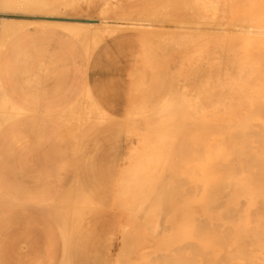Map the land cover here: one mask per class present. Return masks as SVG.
Returning <instances> with one entry per match:
<instances>
[{"label": "crops", "instance_id": "crops-1", "mask_svg": "<svg viewBox=\"0 0 264 264\" xmlns=\"http://www.w3.org/2000/svg\"><path fill=\"white\" fill-rule=\"evenodd\" d=\"M17 1L58 9L55 1ZM32 17L0 22L10 26L0 49V264H207L206 234L177 232L175 216L169 231L126 233V212L115 207L140 32L114 31L88 45L57 25L24 27L43 18Z\"/></svg>", "mask_w": 264, "mask_h": 264}, {"label": "rangeland", "instance_id": "rangeland-1", "mask_svg": "<svg viewBox=\"0 0 264 264\" xmlns=\"http://www.w3.org/2000/svg\"><path fill=\"white\" fill-rule=\"evenodd\" d=\"M50 1H55L56 4L58 5V9H55V10H36L35 12L32 9V12H31L30 11L31 8L30 9H24L25 6L17 7L16 5L15 6L12 5L14 7L9 6L8 8H6V7H2V6H4L2 4V5H0V16H1L0 21H2L3 18H9V19H12L13 21H18V20H22V19H26V18H35V17H32V15H57V16H59L58 18H60V17L61 18L75 17V18H80L81 20L96 19L98 21V25L95 24L94 25L95 28L92 27L90 33H88L89 31H86V36L85 35L83 37H82V35L77 36L76 34H74L71 31L78 39H80L83 42H86L88 45L93 44V42H94V39L92 37H90L91 35H93L91 33H93V32L94 33L95 32L101 33L102 32L99 30L101 27H103L102 26L103 22L101 20L104 18H110L109 20H110L111 24L112 23L115 24L117 20L122 21L125 18H128L127 20L125 19L124 22H129L130 24H133V25L137 24V23L139 24L141 22L143 23L145 19L149 18L148 19L149 21L144 22V23H145V25L146 24L151 25V27H150L151 30L152 29H154L156 31L159 30V31H162L161 33H163V31H164V33H168L169 31L173 32V30L175 31V33H176V31H179V33H180V31H182L183 33H185L183 36H185L186 38H188L190 35V34L187 35L188 32L193 33L192 36L193 35L195 36V34L200 35V36L197 35L198 37L195 36V37H197L195 39V41H194L195 37L194 36L191 37V38H193V40L191 38L190 39L192 41H194V42H192L189 40V38H188V40L186 38H183V36L180 35L182 32L180 34L178 33L182 37H179L178 35L175 36L176 34H174V32H173V34H174L173 35V34H171L172 33L171 32L170 33L171 38H168L167 36L170 35L169 33H168L169 35L165 36V34H160V32H159V34L156 31L153 32V30L151 32V30L149 28V29H147V31L149 30L148 32L154 36H153V39H152V36L148 37L149 43L147 40V43H148L147 44L143 40V38L145 37L144 39L146 41L147 36H149L148 35L149 33H147V31H144L146 28L141 27V26H138L139 28H137V26H134L135 27L134 29H137L140 32L141 44H140V54H139V58H138V63L136 65V69H135V73H134V92H133L132 100L133 99L134 100L136 99V100L135 101L133 100V104H132L130 114H129V117L127 120L128 140H129V155H128V159H127V162H126L124 169H126L127 166L132 162L131 160L134 161V162H132V164L135 163L136 157L138 158L139 157L138 155L141 154L143 151L144 146H143L141 141H142V137L144 135V134L142 135V133L145 131L144 128L145 129L147 128V130H148V129H150V127H152L154 130V131L151 130L153 134H154V132L157 133L159 130L158 133L161 132L162 134L160 133V135L165 137L164 139L166 141L165 140L164 141L159 140V141H162V142H159V141H157L158 139L156 140V144L158 143L159 146L163 145L164 148H162L160 151L163 150L164 154L162 152H160L157 147H156V149H157L156 153L157 154L161 153V156L162 155L166 156V153H167V157H166L167 159L165 157L160 158V154H159L158 155L159 158L157 157L158 161L156 158H153V160L152 159L149 160L150 162L149 161L146 162V166L148 168V169L146 168V172L151 173V174L153 173V175L155 176V179L153 177L154 180L151 179V181H150V183H153L154 186H153V184L151 186L150 183L148 182V184H146L145 187H142L141 190H144V188H146V190H144L145 194L142 193L143 191L142 192L140 191V188H135V191H137L136 189H139V192H140L139 195H137L139 193L138 191L136 193V196H137L136 198H138V199H136V202L134 201V199H135L134 196H133V198L131 197L133 199V201H131V202L135 203V204H133V205L128 204V206L126 204L122 205V207L126 206V210L121 207L124 211H126V220H125V224L123 227V232H126V233L127 232H152V231L156 232L157 230L159 231V229H160V231H169L167 226L166 227H164V226L168 222L167 220L169 219V217L171 218L172 216H175L176 222H177V224H176V228H177L176 231L177 232L196 233L195 230L198 227V223L199 224L203 223L202 224V225H204L203 226L204 228L202 227L203 230L198 231L197 233L202 232V234H206V235H204V238H207V240H205L204 242L202 241V243H205V242L206 243H205V245L202 246V249H204V250L201 253L204 254L203 257H205V253H207V259H208L207 264H264V220H263L264 219V214H263L264 213V194H263L264 193V180H263L264 179V175H263L264 174V164H262V166L261 165L260 166L255 165V163H257V162H255L256 160L254 161L255 156H254V159L252 157V155L254 154L255 151L257 153H259L260 151L258 152V150H262L261 149L262 147L260 145L263 144L262 142L264 140V139L263 140L260 139L263 135V134L261 135L260 133L262 132V130L264 131V125H263L264 124V105H261L264 103V43L263 42L259 43L260 41H258V42L256 41L257 36H260V34H257L256 31L263 30V28H264V26H263L264 25L263 24L264 23V18H263V16H264V11H263L264 10L263 9L264 8V0H212L211 3H207L208 2L207 1L206 2L207 4L204 2L206 0H204V1L203 0H177V1L176 0H49V2ZM62 1H64V2H62ZM168 1H171V2H169V5H168ZM189 1L192 3V5H191V3H189V5H188L187 2H189ZM256 1H258V2L256 3ZM61 2H62V4L60 5ZM164 2L167 4L164 5L163 4ZM157 3H160V4H158L160 6H158ZM161 5L165 6V8H166L165 11L161 10L163 8V7H161ZM167 5L169 6V9H168ZM106 7L110 8V10H111L110 12H112V10L116 11V12H112L109 15H107L108 17H105L106 15H104L103 12H104V9ZM129 7H130V10H128ZM170 7H171V9H170ZM156 8H158V9H156ZM159 8L161 11L159 10ZM155 9H156V11H155ZM167 10L171 11V12H168ZM260 10H262V11H260ZM150 11H151V13H150ZM154 11L155 12L158 11L157 13H159V14L155 13ZM145 12H147V13H145ZM190 12H192V13H190ZM251 12H253L255 14L251 15L252 14ZM260 12L261 13L263 12V13L261 14ZM137 13H138V15H137ZM169 13H171V15ZM131 14H133V15L135 14L137 16L135 17V16H132ZM165 14L168 17H166ZM184 14L186 17H184ZM256 14L258 15L259 18L257 17ZM139 15H142V16L138 17ZM157 15H158V17H157ZM159 15H161V16L163 15V16L159 17ZM189 15L190 16L193 15L194 17L190 18ZM57 16H55V17H57ZM200 16H201V18H199ZM121 17H122V20L118 19ZM134 17L138 18V19H136L137 22L136 21L134 22V20H135ZM143 17H144V20H142ZM151 17H154V20L150 19ZM156 17H157V19H156ZM164 17H166V18H164ZM187 17H189V18H187ZM36 18H38V17H36ZM168 18H169V20H168ZM185 18L188 20V22L187 21L185 22V20H186ZM197 18H199V19H197ZM114 19L115 20L117 19V20L114 21ZM163 19H165V20H163ZM206 19L207 20L209 19L208 20L209 22ZM151 20H152V23L150 22ZM162 20L165 24L163 22H161ZM189 20H191V21L193 20L192 23H189ZM202 20L207 21L209 24L206 22H203ZM100 21L102 23H100ZM139 21H141V22H139ZM157 21H159V22L157 23ZM155 22H156V24H155ZM176 23H178L179 27ZM186 23H188V25ZM204 24H206V25H204ZM210 24H211V26H210ZM45 25H49V24H45ZM157 25L160 28H158ZM222 25H224V26L222 27ZM112 26L115 27V25H112ZM152 26H154V27L152 28ZM165 26H166L167 30H166ZM140 27L144 28V29H141ZM171 27H173V29ZM183 27H184V30H186L187 32L183 30ZM195 27H196L195 30H198V28L201 29V27H202L201 30H198L200 33L198 31H196V33H194L195 30L193 29L194 30L193 31L192 28H195ZM131 28H133V27H131ZM175 28H177V29H175ZM188 28H190V30ZM203 28L204 29L205 28L210 29L209 30L210 32H211V29L214 28V30L212 31V33L208 32V30H207V34L208 33H210V34H208V36L205 37L206 29L204 31ZM115 29H116V30H114L115 32L119 31V30H123V28L120 29L118 27H116ZM125 29H130V27H128V28L124 27V30ZM221 29H223L224 31ZM141 30H143V32ZM218 30H220V31L217 33L216 31H218ZM226 30H229V31H226ZM249 30H251L252 32H247ZM166 31H168V32H166ZM201 31L203 33H201ZM214 32L217 35L213 34ZM222 32H224V33H222ZM202 34H204V35H202ZM106 35L107 34H105V36ZM159 35H160V38L158 37ZM161 35H164V36H161ZM87 36H88L89 40H87ZM173 36H175V37H173ZM102 37H104V35ZM172 37H173V39H172ZM176 37L177 38L179 37L180 41L184 44L179 42L178 39H177L178 42L176 40H174V38L176 39ZM200 37L201 38L203 37V39L201 40ZM156 38H158L157 41H156ZM164 38H167V39H164ZM182 38H183V41H182ZM154 39L156 42H154ZM169 39H171V40L169 41ZM184 39H186V40H184ZM150 41H152V42H150ZM158 41H159V43H158ZM185 41H186V43H185ZM199 41H201L202 44L204 41L205 42L204 45L202 46L201 43L195 44V42H199ZM6 42H7V40L4 42V44ZM88 42H90V43H88ZM189 42L191 43L190 44L191 47H189V45H188ZM176 43H177V46H176ZM158 44H160V45L158 46ZM145 45H146V47H145ZM154 45H155V47H154ZM261 45H263L262 48H259ZM187 46H188V48H186ZM163 47H164V49H163ZM174 49H176V50H174ZM156 50H157V52H156ZM163 50H165V51H163ZM193 52H195L196 56L194 55ZM190 53H192V55ZM188 54H189V56H188ZM190 55L192 56V60H190L191 59ZM170 56H172V57H170ZM153 57H154V59H153ZM159 57H160V59H159ZM194 57H195V59H194ZM161 58H162V60H161ZM171 60H174V61H171ZM187 60H189L190 62L186 66V63L188 62ZM169 61L171 62L170 64H169ZM191 61H192V63H191ZM193 61H195L194 62L195 64L193 63ZM162 62H164V63H162ZM149 63L152 64L151 65L152 68L150 67ZM139 66H140V68L137 71V68ZM194 67H195V69H194ZM190 68H192V69H190ZM218 68H220V69L218 70ZM183 69L186 70L187 72H184ZM189 69L191 72L189 71ZM204 70H206V71L204 72ZM207 71H208V74H207ZM139 72H142L143 74L146 73V74L142 75V73L140 74ZM217 72H219V73H217ZM196 74H197V77L199 79V80H197V83L199 82V84H197L196 81H194L195 79H197V77H195ZM198 74H200V76ZM141 75H142V77L143 76L144 77L143 78L139 77ZM218 75H220V76L222 75V76L219 77ZM157 77H158V82L156 79ZM190 77L192 80L189 79ZM209 77H211V78H209ZM136 78L138 81L136 80ZM138 78L139 79L141 78L142 80L145 79L144 81H146V87H148L147 90H146L145 86H143V85L137 84V86H136V81H137V83H139V81H140ZM148 78H149V80H148ZM187 79L192 81L193 84L190 85L191 83ZM142 80L140 81V83L144 82ZM203 80H205V81H203ZM154 81H155V83H154ZM185 81L189 82V85H190L189 87H191L193 90L188 88L187 82H186V85H184L185 88L184 87H182L183 89L181 88V86H183L182 84H184ZM156 83H158V84L163 83V84L159 85L160 88H163L162 91L159 88L158 84L156 85ZM194 83H196V84H194ZM147 84H148V86H147ZM138 85H140V86L138 87ZM193 85H196V86H194V88H193L192 87ZM212 85H214V86L212 87ZM142 86H143V88H145L143 92H141V90L143 89ZM140 87L142 89H139ZM135 88L139 89L140 91L137 89L135 91ZM156 88H159V89L156 90ZM186 90H188L190 93L195 94V95L193 94L194 96H192L190 98L191 100L189 99V97L191 95ZM195 90H196V92H195ZM137 91H139V92H137ZM140 92L142 93L141 95H140ZM146 92H147V94H146ZM187 92H188V94H187ZM138 93H139V96H138ZM183 93L185 95H187L188 98L185 95H182ZM134 96L137 98H134ZM153 96H156V97L153 98ZM161 96L163 99H161ZM166 97H168V98H166ZM156 98H157L158 102H155ZM164 98L166 101L167 100L173 101V103L174 104L176 103V105L182 99L181 100L182 104H183L182 106H184L183 110L185 111V112H183V114H186V113L187 114L183 116V114L178 113L177 111L176 112L178 114H181V116L184 118H181L180 116H178L179 118L177 117V119H174L171 116L172 113H170V115H169V116H171V118L168 116L167 113H164L161 117V115H159L158 113H155V112H157V109H156L157 106L159 107V104L161 105V101L163 102ZM171 98H173V99H171ZM192 98H194V99H192ZM159 99H161V101ZM146 100H147V102H146ZM192 102H193V104H192ZM257 102L259 104H257ZM150 103H152V104H150ZM248 103H251V104H248ZM190 105H192V106L189 107ZM153 106H155V108ZM186 106H188V108ZM194 106L195 107L197 106L198 108L197 107L196 108L199 109L200 111L199 110L197 111V109H194ZM200 106H201V109H200ZM137 107H139V108L141 107L140 109L143 112H141L139 110V108H137ZM176 107H179V106H176ZM147 108L148 109L150 108L149 110L152 113H150L149 110L147 111ZM177 109H179V108H177ZM180 110H181V108H180ZM189 112L190 113L192 112V113L189 114ZM154 114H158V117H157V115H154ZM165 114H167V117L169 120L166 118ZM150 115L153 116L151 118L152 121L150 120V117H151ZM145 116H147V117H145ZM163 116H164V118H163ZM140 118L142 119V121L140 120ZM158 118H161V120ZM165 118H166V120H165ZM234 118H236L237 120H233ZM148 119L150 120L151 123L149 122ZM181 119H183L184 124L182 123ZM186 121L189 122V124L191 123V126H193V128ZM138 122H141V124ZM144 122H146V124ZM177 122H179L180 124ZM156 123H158V124H156ZM161 123H162V125H160ZM163 124L165 125V127H164L165 129L164 128L162 129V127L164 126ZM178 124H179V129L177 128L178 130H175L176 129L175 127H178ZM154 125H156V129H154L155 128ZM157 125H158L159 129H157ZM173 125H175V126H173ZM185 125H187V127ZM260 125H261V129H260V127L258 128V126H260ZM245 126H247V127H245ZM166 127H167V129H166ZM183 128H186V129L184 130ZM194 128H195V130H194ZM187 129H189V130H187ZM197 129L200 132L197 131ZM141 130H143V132ZM162 130H164V132L167 134L165 135V133H163ZM239 130L244 131V133L249 132L250 130H251V132L247 133V134H244L242 132L244 135H239V134H241ZM257 130L261 131V132H258L260 134L259 135L260 138L258 137V134L255 133V131H257ZM188 131H189V133H188ZM235 132H236V134L239 133L237 135V137L234 134ZM156 133L154 135L152 134L153 139L154 138L156 139V136H155ZM176 134H178V135L176 136ZM231 134L234 135V138L235 137L238 138V140L235 138L236 141L233 140V142L230 143V141H232V139H230L232 136ZM191 136H193L194 138L192 137V139H190ZM238 136H241V137L244 136V138L241 139ZM256 137L259 140H257ZM175 138H177V139H175ZM199 138H200V140H199ZM168 139H169V141H168ZM182 139L184 142H182ZM176 140L177 141L180 140V141L177 142ZM187 140L188 141L192 140L191 141L192 143L188 142ZM167 141L169 143L171 142L170 144L172 146L166 144V143H168ZM196 141H199L201 143V145L198 144L199 142H196ZM163 143L166 144V146H164ZM189 143L191 144V146ZM228 143H229V145H231V144L232 145L229 146ZM174 145H176L177 147ZM186 145L188 146V148ZM167 146L170 147V149L169 148L167 149ZM263 146H264V144H263ZM173 147H174V150H171ZM250 147H251V149H253L254 147L256 149H257V147L258 148L261 147V148L258 150L253 149V151H252V150H250ZM185 148H187V149H185ZM164 149L167 151L165 152ZM189 149L192 150V153L190 152L191 150H189ZM245 149H248V150H245ZM176 150H177V152H180V153H178L177 155L174 154V156H176L178 158L180 157V158L178 159V158L174 157V159L176 158V159H178V161L183 159V161L181 160L182 162L180 161V163L178 161L172 160L173 153H177ZM185 150L187 152L189 150L190 153L188 154L187 152H185ZM263 150L261 151L262 153H264ZM147 151L148 150H144V153L141 155H144V154L147 155L148 154ZM171 151H173V153H171ZM248 151L253 152V154L247 153ZM181 152H182V154H181ZM241 152L242 153L246 152L245 154H249V155H243ZM131 153H132V155H131ZM183 153L186 154L185 156H183L185 159L183 157H181L182 155H184ZM238 153H240V154L238 155ZM179 154H181V155L179 156ZM201 154H203L202 155L203 157L200 156ZM241 154L243 157L242 160L245 159L247 156L248 157L250 156V157H252V161H254L255 163H253L251 161V163H253V164H251L250 163L251 158L249 157L250 160H248V158H247L248 161H245V162L242 161L244 163V164L242 163L244 165V167L241 166L242 164H240V162L238 160H236L238 157H241L240 156ZM169 155H172V157ZM254 155H259V154H254ZM155 156H157V155H155ZM186 156H188V158ZM244 156H245V158H244ZM145 157H147V156H145ZM191 157H192V159H191ZM259 157H260V155L257 158L258 162L264 163L263 161H259L260 159H264V158H259ZM261 157H264V155L263 156L261 155ZM162 158H163V160H162ZM164 158L167 161H164ZM193 158H195V159H193ZM198 158H200V159H198ZM154 159H156V160H154ZM187 159H189V162L187 161ZM233 159H234V161H233ZM160 160H162L161 162H163V161L165 162V163L164 162L162 163V166H161ZM170 160H172V161H170ZM184 160H186L187 163L184 162ZM230 160H231L232 165L235 164L234 162H236V163L239 162L238 165H240L239 167H242V168L239 169V167H238V169L235 170L234 168H237V166L235 167L233 165V168H230L229 170L227 168H225L224 170H219V171L216 170L215 166L217 164H220L219 161H221V164H222V162L230 161ZM152 161H153V163H152ZM195 162H196V164H195ZM148 163L151 166L150 169L148 167ZM171 163H173L174 166L172 164L171 168H170ZM177 163H179V165H178V167L176 166L177 168H175V165H177ZM183 163L186 164L185 168H183V170L185 169L184 171L182 170L183 166H181V164H183ZM199 163H200V165H199ZM225 163H227V162H225ZM228 163H230V162H228ZM155 164H157V165H155ZM156 168L157 169L159 168V169L157 170ZM165 168H167V169H165ZM168 168H170V169H168ZM179 168H181V169H179ZM197 168L201 169V174L199 171L200 169H197ZM171 169L178 170L177 172L179 174L175 175V174H177L176 170H175V173H173V175H175L176 177H174L170 171ZM159 170H160V172H158ZM163 170L169 173L168 174V173L164 172L165 174H167V177L169 175L168 178L165 177V178H167L165 181L163 180L165 178H162V176L164 174ZM174 170H173V172H174ZM181 170H182V172H181ZM157 173H158V175L159 174L160 175L156 176ZM187 173H189V174L187 175ZM253 174H254V176H253ZM153 175H151V176H153ZM182 175H184V176H182ZM171 176L174 178V180H175V178L180 179L179 183L180 182L182 183L183 181H185L184 179H186V178L187 179L189 178V180H190V176H191L192 177L191 179L193 180V182L195 181L194 184H196V185L198 184L199 186H201V188H198V185L196 187V185H193L192 181H191L192 183L189 184L188 183L189 180L187 181V179H186V181L184 182L185 184H182L181 189L183 188L185 190L186 187H184V185L188 186L189 190L187 189L188 192L186 190L187 194L190 191V185L191 184L193 185V187L195 186V188H198V190H200V189L201 190L198 191L196 189L197 190L196 191L195 188H192V186H191V192L193 190V192H192L193 194H191V192H190V194L193 196L188 194L189 198L186 199V198H184V197H186V193H185V195L182 198H180V199L184 198L185 201L184 200H182V201L178 200L180 203L177 201V203L175 205L174 204L172 205V203H170L171 201L169 199H167V197H172V195H173V197L174 196L176 197V195L181 197L179 195L180 190H181L179 188V185H181V183L180 184L178 183L179 185L178 184L176 185L175 183L172 184L171 181L169 180V178ZM177 176H179L180 178ZM195 176H196V179H194ZM161 178H162V180H161ZM173 178L171 180H173ZM178 179H177V181H174V182L177 183ZM254 180H256V182ZM153 181H155V182H153ZM159 181L161 182V185L159 184L160 183ZM163 181L165 182V185H162V183H164ZM166 181H168V182L170 181V184H168ZM155 184H158V186H156ZM174 184L176 185L175 188H173ZM228 184H229V186H228ZM170 185L173 188L172 190H174L173 191L174 194H173L172 190H170L171 188L168 187ZM204 185L206 186L207 189L205 188ZM150 186H151V188H150ZM164 186H167V188H168V189L166 188V192H165V197L167 200L165 199L162 203L161 197L162 196L164 197V194H160V193L156 192L155 190H156V188H159V187L161 189ZM148 187L150 188V190ZM176 187L178 188L177 189L178 192L176 190ZM154 188H155V190H154ZM243 188H244V190H243ZM256 190H258V191H256ZM152 192H155L156 194L152 193ZM176 192H177V194H176ZM181 192H183V190ZM146 193L149 196H147ZM151 193L154 197L150 195ZM166 193L169 194V196H166L167 195ZM256 193H258V194L260 193V195H258ZM195 194H197V195H195ZM201 194H203V195L205 194L204 195L205 197H203V195H201ZM216 194H217V197H216ZM156 195H158V197H160V198L158 199V197ZM244 195H246L248 198L246 196H245L246 198H243ZM261 195H263V196H261ZM150 196L153 197L155 199V201ZM214 196L217 198L216 200H219V198H221L222 200L220 199L221 201L219 200L220 201L219 203L216 201L212 202V200H210V199L215 198ZM143 197H146V198H143ZM179 197H178V199H179ZM224 197L227 198L226 199L227 201L224 200L225 199ZM236 197H239V198L235 199ZM251 197H254V198L251 199ZM259 197H262V199ZM148 198H149V200H148ZM240 198H243V199L240 200ZM255 198H257L258 200ZM142 199H143V203L141 201ZM254 199H255V205L253 204ZM137 200L140 201L141 204L140 205L138 204V205L141 207H138V205L136 206ZM196 200H198V201H196ZM242 200H244V201H242ZM256 200L258 201L257 204H256V202H257ZM129 201H130V199H129ZM165 202L167 203V206L169 205L168 207L166 206V204H164ZM147 203L149 204V206ZM183 204L188 206L189 211L186 214L184 213V214L178 215L179 208L186 207ZM209 204H210V206L208 207ZM230 205H232V206L230 207ZM155 206H158V207L155 208ZM216 206H217V208H216ZM254 206H258L259 209H258V207L255 208ZM133 207H135V210H133L134 212L133 213L128 212L130 209L131 210L134 209ZM137 207H138V209H140V210L142 209V210L141 211L138 210ZM146 207H147V211H146ZM166 207H167L168 212H166ZM212 207H214V208H212ZM188 208H187V210H188ZM224 208H226L227 210ZM127 209H129V210L127 211ZM148 209H150L149 212H148ZM153 209H155L156 212ZM240 209L242 210V213H241ZM251 209H252V211H249ZM211 210L215 212L214 215H213L214 212L212 213ZM239 210H240V213L243 214V216L239 213ZM135 211H136L135 216H138V217H136L134 219L138 220L139 221L138 223H137V221L133 220L132 216L129 217L130 215H133L135 213ZM139 212H141V215ZM196 212L197 213L199 212L200 214L199 213L197 214ZM216 212H217V214H216ZM234 212H236V214ZM261 212H263L262 215H260ZM129 213H131V214H129ZM143 213H144V215H143ZM152 213H153V215H152ZM156 213H158L157 214L158 218L160 217L161 221L157 219ZM146 214H147V216H146ZM149 215L152 217H150ZM230 215H232V217ZM233 215H235V216H233ZM196 216L199 218L203 217L205 219L202 220V218H200L202 221H199L200 219L197 218ZM252 216H253V218H252ZM261 216H262V218H261ZM153 217H155V218H153ZM240 217H241V220H240ZM162 218L164 221L162 220ZM148 219H150L149 222H148ZM232 219H233V222H232ZM156 221L158 223L159 222L160 223L157 224V223H155ZM141 222H143V223H141ZM144 222H146V224ZM131 223H133V226L136 228L133 229V226L131 225ZM135 223L138 225L136 226ZM152 223H154V224H152ZM210 224H211V226H210ZM147 225H148V227H147ZM157 225H159V226L157 227ZM231 226L234 230L231 228ZM254 226H258V229H257V227L255 228ZM144 227L145 228L147 227V228L145 229ZM127 228L129 229V231L127 230ZM156 228H158V229H156ZM210 228L211 229L213 228V229L211 230ZM143 229H145V230H143ZM242 229H243V231H245V229H246L247 232L249 230V232L248 233L243 232ZM216 232L220 236H218L216 234ZM260 233H262V234H260ZM259 239H260V241H259ZM223 243H225V244H223ZM252 246H253V248H252ZM220 254H222L221 257H220ZM203 257L201 256V258H203ZM244 258H246V259H244ZM200 262L203 263V261H200Z\"/></svg>", "mask_w": 264, "mask_h": 264}, {"label": "bare ground", "instance_id": "bare-ground-1", "mask_svg": "<svg viewBox=\"0 0 264 264\" xmlns=\"http://www.w3.org/2000/svg\"><path fill=\"white\" fill-rule=\"evenodd\" d=\"M176 1H177V0H176ZM203 1H204V0H203ZM207 1H208V2H207ZM156 2H157V1H156ZM165 2H166V1H165ZM165 2L163 3L164 5L167 4V3H165ZM169 2H171V1H168V5H169ZM204 2H205V3H206V2H207V3H211L212 0H206V1H204ZM257 2H258V1H256V3H257ZM2 3H5L6 8H8L9 6H10V7H14L15 5H16L17 7H19V6H21V7L25 6L24 9H30V8H31V6H29V5H27V4H23V3H21V2H19V1H17V0H2ZM185 3H186V2H185ZM187 3H188V5H189V3H191V2L189 1V2H187ZM187 3H186V4H187ZM207 3H206V4H207ZM254 3H255V2H254ZM70 4H71V3H70ZM158 4H160V3H157V5H158ZM163 4H162V5H163ZM12 5H14V6H12ZM162 5H161V7H163V8H162L161 10H162V11H165L166 8H165V6H162ZM168 5H167V6H168ZM191 5H192V3H191ZM191 5H190V6H191ZM203 5H204V4H203ZM158 6H160V5H158ZM158 6H157V7H158ZM190 6H189V7H190ZM261 6H262V5H261ZM186 7H187V6H186ZM192 7H193V6H192ZM123 8H124V7H123ZM127 8H128V7H127ZM193 8H194V7H193ZM259 8H260V7H259ZM20 9H21V8H20ZM22 9H23V8H22ZM32 9H33L34 12L37 10V9L31 8V10H30L31 12H32ZM156 9H158V8H156ZM156 9H155V11H156ZM168 9H169V6H168ZM170 9H171V7H170ZM261 9H262V8H261ZM263 9H264V8H263ZM39 10H40V9H39ZM122 10H123V9H122ZM122 10H121V11H122ZM128 10H130V7H129ZM159 10H160V8H159ZM161 10H160V11H161ZM191 10H192V9H191ZM110 11H111V10H109V7H106V8L104 9V12H103V13H104V15H106L105 17H108L107 15H109V14L112 13V12H116V11H113V10H112V12H110ZM131 11H132V10H131ZM155 11H154V12H155ZM160 11H159V12H160ZM167 11H168V10H167ZM260 11H262V10H260ZM263 11H264V10H263ZM157 12H158V11H157ZM157 12H155V13H157ZM168 12H171V11H168ZM192 12H193V11H192ZM192 12H190V13H192ZM207 12H208V11H207ZM258 12H259V11H258ZM124 13H125V12H124ZM133 13H134V12H133ZM145 13H147V12H145ZM150 13H151V11H150ZM155 13H154V14H155ZM251 13H252L251 15L255 14V13H253V12H251ZM260 13H261V12H260ZM260 13H259V14H260ZM262 13H263V12H262ZM262 13H261V14H262ZM126 14H127V13H126ZM157 14H159V13H157ZM169 14L171 15V13H169ZM188 14H189V13H188ZM247 14H248V13H247ZM249 14H250V13H249ZM127 15H128V14H127ZM131 15L136 17V16L138 15V13H137V15H135V14H134V15L131 14ZM146 15H147V14H146ZM165 15H166V14H165ZM256 15H257V14H256ZM120 16H121V15H120ZM141 16H142V15H139L138 17H141ZM152 16H153V15H152ZM155 16H156V15H155ZM155 16H154V17H155ZM162 16H163V15H162ZM162 16L159 15V17H162ZM189 16H190V15H189ZM204 16H205V15H204ZM206 16H207V15H206ZM41 17H43V18H42V19H39V18H38V20L27 21V23L24 24V27H29V26L34 25V24H42V23H43V24H53V25H58V26L62 27L63 29L65 28V29H67V30H70V31H72L73 33H75L77 36L82 35V37H83L84 35L86 36V31H89L88 33H90L91 28L94 27L95 24H97V23H94V22H87V23H85V22H70V21H63V20L60 21V20L55 19V18H58V17L52 16V15H41ZM128 17H129V16H128ZM135 17H134L135 20L133 19L134 22L136 21V19H138V18H135ZM154 17H151L150 19L154 20ZM157 17H158V15H157ZM157 17H156V19H157ZM166 17H168V16L166 15ZM166 17H164V18H166ZM184 17H186L185 14H184ZM191 17H194V16L192 15V16H190V18H191ZM257 17H258V15H257ZM257 17H256V18H257ZM130 18H131V17H130ZM130 18H129V19H130ZM187 18H189V17H187ZM199 18H201V16H200ZM199 18H197V19H199ZM202 18H203V17H202ZM258 18H259V17H258ZM263 18H264V16H263ZM109 19H110V18H104V19L101 20V21L103 22V24H102L103 27H101L100 30H99V31H102L101 33H99V32H98V33H97V32H95V33H94V32L91 33V34H93V35H91L90 37H92V38L94 39V43L97 44L98 42H100V41L102 40V38H103V37H102L103 35L105 36V34H107V35L111 34L114 30H116V29H115L116 27H118V28H120V29L123 28V30H124V27H125V28H128V27H130V28H131V27L135 28L134 26H137V28H139L138 26H141V27L146 28L144 31H147V29H149V28L151 27V25H149V24H146V25H145L144 22L149 21V20H148L149 18H148V19H145V20H146V21H145V20H144V17H143V19H142V20H144L143 23L141 22V21H142V20H141V21H139V22H141V23H139V24L137 23V24H134V25H133V24H130L129 22H124V20H125V19L127 20L128 18H125L124 20H122V17H121V18H118V19H121L122 21H118L117 19H116V20H117V21H116V20L114 19V21H116L115 24H113V23L111 24V22H110ZM131 19H132V18H131ZM140 19H141V18H140ZM140 19H139V20H140ZM156 19H155V20H156ZM160 19H161V18H160ZM170 19H171V18H170ZM185 19H186V18H185ZM185 19H184V20H185ZM204 19H205V18H204ZM3 20H4V19H3ZM27 20H28V19H27ZM133 20H132V21H133ZM152 20L150 21L151 23H152ZM163 20H165V19H163ZM163 20H162L161 22H163ZM168 20H169V18H168ZM193 20H194V19H193ZM193 20H192V21H193ZM195 20H196V19H195ZM206 20H207V19H206ZM208 20H209V19H208ZM208 20H207V21H208ZM25 21H26V20H25ZM101 21H100V23H102ZM128 21H129V20H128ZM132 21H131V22H132ZM186 21L188 22L187 19L185 20V22H186ZM192 21L189 20V23H192ZM202 21H203V20H202ZM207 21H203V22L208 23L209 21H208V22H207ZM235 21H236V20H235ZM0 22H1V21H0ZM136 22H137V21H136ZM158 22H159V21H157V23H158ZM165 22H166V21H165ZM194 22H195V21H194ZM197 22H198V21H197ZM151 23H150V24H151ZM163 23H164V22H163ZM200 23H201V22H200ZM210 23H211V22H210ZM155 24H156V22H155ZM155 24H154V25H155ZM164 24H165V23H164ZM171 24H172V23H171ZM176 24L178 25V23H176ZM184 24H185V23H184ZM186 24L188 25V23H186ZM197 24H198V23H197ZM208 24H209V23H208ZM208 24H207V25H208ZM263 24H264V23H263ZM112 25H115V27L112 26ZM162 25H163V24H162ZM162 25H161V26H162ZM191 25H192V24H191ZM198 25H199V24H198ZM204 25H206V24H204ZM155 26H156V25H155ZM157 26H158V25H157ZM193 26H194V25H193ZM210 26H211V24H210ZM213 26H214V25H213ZM223 26H224V25H222V27H223ZM263 26H264V25H263ZM141 27H140V28H141ZM153 27H154V26H152V28H153ZM178 27H179V25H178ZM186 27H187V26H186ZM216 27H217V26H216ZM220 27H221V26H220ZM94 28H95V27H94ZM98 28H99V27H98ZM144 28H141V29H144ZM155 28H156V27H155ZM158 28H160V27L158 26ZM163 28H164V27H163ZM165 28H166V26H165ZM165 28H164V29H165ZM171 28L173 29V27H171ZM181 28H182V27H181ZM190 28H191V27H190ZM190 28H188V29L190 30ZM9 29H10L9 23L2 22V24H1V26H0V31H1V36H2V44H1L0 49H2V47H3V45H4V44H3V37L5 36L6 32L9 31ZM156 29H157V28H156ZM161 29H162V28H161ZM161 29H160V30H161ZM175 29H177V28H175ZM193 29L195 30L196 27H195V28H192V30H193ZM201 29H202V27H201ZM201 29L198 28V30H201ZM205 29H206V35H205V37L208 36V34L212 33V31L214 30V28H213V29H211V32H210V31H209L210 29H208V28H205ZM205 29L203 28L204 31H205ZM125 30H126V29H125ZM150 30H151V28H150ZM152 30H153V32L156 31V30H154V29H152ZM152 30H151V32H152ZM157 30H158V29H157ZM162 30H163V29H162ZM166 30H167V28H166ZM183 30H184V27H183ZM194 30H193V31H194ZM198 30H195L194 33H196V31H198ZM207 30H208V32H210V33L207 34ZM221 30H223V29H221ZM119 31H120V30H119ZM141 31L143 32V30H141ZM148 31H149V30H148ZM148 31H147V33H149ZM184 31H186V30H184ZM219 31H220V30H218V31H216V32L218 33ZM223 31H224V30H223ZM226 31H229V30H226ZM84 32H85V33H84ZM156 32H158V34H159V32H160V34H165V36H167V35H169L172 31H171V32H170V31H169V32L166 31V32H168L169 34H168V33H164V31H163V33H161L162 31H159V30L156 31ZM156 32H155V33H156ZM173 32H174V34H176L175 36L178 35L179 37H182V36L185 34V33H183L182 31H180V33L182 32L183 34H182V33L180 34L179 31H176V33H175V31L173 30ZM173 32H172L171 34H173ZM186 32H187V31H186ZM191 32H192V31H191ZM198 32H199V31H198ZM239 32H240V31H239ZM247 32H252V31L249 30V31H247ZM144 33H145V32H144ZM147 33H146V34H147ZM155 33H154V34H155ZM178 33H179L180 35H182V36H180ZM199 33H200V32H199ZM201 33H203V32L201 31ZM222 33H224V32H222ZM232 33H233V32H232ZM256 33H257V34H260V36H257L256 41H257V42L260 41L259 43H262V42L264 43V28H263V30L256 31ZM171 34H170L169 36H167V37H168V38H171ZM174 34H173V35H174ZM186 34H187V33H186ZM189 34H190L191 36H190ZM192 34H193V33H189V32H188V34H187V35H189L188 38H189L190 41L193 40V38H191V37H193L194 35L192 36ZM213 34L217 35L215 32H214ZM213 34H212V35H213ZM88 35H89V34H88ZM144 35H145V34H144ZM148 35H149V36H147L146 41H145V39H144L145 37L143 38L144 42H146V43H147V40L149 39L148 37L152 36V39H153V36H154V35H152V34H150V33H149ZM197 35H199V34H195V36H197ZM202 35H204V34H202ZM218 35H219V34H218ZM161 36H164V35H161ZM175 36H173V37H175ZM195 36H194V37H195ZM199 36H200V35H199ZM158 37L160 38V35H159ZM173 37H172V39H173ZM179 37H178V38L176 37V39L174 38V40L177 41V39H178V41L181 42L180 39H179ZM197 37H198V36H197ZM197 37L194 38V41H195V39H196ZM183 38H186V37L183 36ZM183 38H182V41H183ZM188 38H186V39L188 40ZM190 38H191L192 40H191ZM200 38H201V37H200ZM152 39H151V40H152ZM157 39H158V38H156V41H157ZM164 39H167V38H164ZM186 39H184V40H186ZM202 39H203V37L201 38V40H202ZM87 40H89V39H88V36H87ZM87 40H86V41H87ZM170 40H171V39H169V41H170ZM156 41H155V39H154V42H156ZM163 41H164V40H163ZM167 41H168V40H167ZM172 41H173V40H172ZM172 41H171V42H172ZM176 41H175V42H176ZM178 41H177V42H178ZM194 41H192V42H194ZM142 42H143V41H142ZM150 42H152V41H150ZM252 42H253V41H252ZM148 43H149V40H148ZM148 43H147V44H148ZM158 43H159V41H158ZM166 43H167V42H166ZM181 43H182V42H181ZM185 43H186V41H185ZM196 43H199V44H200L201 41H199V42H195V44H196ZM204 43H205L204 41H203V44L201 43L202 46L204 45ZM144 44H145V43H144ZM155 44H156V43H155ZM182 44H184V43H182ZM190 44H191V43L189 42V43H188L189 47H191ZM193 44H194V43H193ZM149 45H150V44H149ZM151 45H152V44H151ZM159 45H160V44H158V46H159ZM173 45H174V44H173ZM180 45H181V44H180ZM186 45H187V44H186ZM176 46H177V43H176ZM192 46H193V45H192ZM197 46H198V45H197ZM262 46H263V45H261L259 48H262ZM145 47H146V45H145ZM152 47H153V46H152ZM154 47H155V45H154ZM180 47H181V46H180ZM171 48H172V47H171ZM186 48H188V46H187ZM201 48H202V47H201ZM155 49H156V48H155ZM163 49H164V47H163ZM151 50H152V49H151ZM174 50H176V49H174ZM163 51H165V50H163ZM171 51H172V50H171ZM194 51H195V50H194ZM156 52H157V50H156ZM174 52H175V51H174ZM185 52H186V51H185ZM185 52H184V53H185ZM195 52H196V51H195ZM195 52H193V53H194V55L196 56ZM197 52H198V51H197ZM166 53H167V52H166ZM178 53H179V52H178ZM178 53H177V54H178ZM155 54H156V53H155ZM168 54H169V53H168ZM171 54H172V53H171ZM171 54H170V55H171ZM190 54L192 55V53H190ZM166 55H167V54H166ZM183 55H184V54H183ZM183 55H182V56H183ZM191 55H190V56H191ZM211 55H212V54H211ZM159 56H160V55H159ZM188 56H189V54H188ZM155 57H156V56H155ZM164 57H165V56H164ZM170 57H172V56H170ZM149 58H150V57H149ZM151 58H152V57H151ZM165 58H166V57H165ZM175 58H176V57H175ZM190 58H191L190 60H192V56H191ZM153 59H154V57H153ZM153 59H152V60H153ZM159 59H160V57H159ZM194 59H195V57H194ZM156 60H157V59H156ZM161 60H162V58H161ZM163 60H164V59H163ZM153 61H154V60H153ZM153 61H152V62H153ZM171 61H174V60H171ZM187 61H188V62L186 63V66H187L188 63L190 62L189 60H187ZM160 62H161V61H160ZM194 62H195V61H193V63H194ZM162 63H164V62H162ZM170 63H171V62L169 61V64H170ZM191 63H192V61H191ZM149 64H150V63H149ZM194 64H195V63H194ZM194 64H193V65H194ZM151 65H152V64H150V67H151ZM190 65H191V64H190ZM203 66H204V65H203ZM191 67H192V66H191ZM139 68H140V66L137 68V71H138ZM151 68H152V67H151ZM164 68H165V67H164ZM187 68H188V67H187ZM192 68H193V67H192ZM192 68H190V69H192ZM203 68H204V67H203ZM203 68H202V69H203ZM147 69H148V68H147ZM190 69H189V71H190ZM194 69H195V67H194ZM205 69H206V68H205ZM207 69H208V68H207ZM219 69H220V68H218V70H219ZM183 70H184V69H183ZM187 70H188V69H187ZM210 70H211V69H210ZM139 71H140V70H139ZM148 71H149V70H148ZM154 71H155V70H154ZM205 71H206V70H204V72H205ZM213 71H214V70H213ZM220 71H221V70H220ZM184 72H187V71L184 70ZM190 72H191V71H190ZM215 72H216V71H215ZM225 72H226V71H225ZM139 73L141 74L142 72H139ZM150 73H151V72H150ZM195 73H196V72H195ZM200 73H201V72H200ZM217 73H219V72H217ZM220 73H221V72H220ZM144 74H146V73H144ZM144 74L142 73V75H144ZM207 74H208V71H207ZM142 75L139 76V77H142ZM147 75H148V74H147ZM159 75H160V74H159ZM159 75H158V76H159ZM198 75L200 76V74H198ZM215 75H216V74H215ZM218 76L221 77L222 75H221V76L218 75ZM229 76H230V75H229ZM143 77H144V76H143ZM143 77H142V78H143ZM151 77H152V76H151ZM195 77H197V74H196ZM152 78H153V77H152ZM165 78H166V77H165ZM209 78H211V77H209ZM138 79H139V78H138ZM156 79H157V82H158V77H157ZM185 79H186V78H185ZM189 79L192 80L191 77H190ZM189 79H187V80L191 83L190 85H192L193 82L190 81ZM136 80H137V78H136ZM139 80L141 81L142 79L140 78ZM144 80H145V79H143L142 81H144ZM148 80H149V78H148ZM162 80H163V79H162ZM181 80H182V79H181ZM197 80H199L198 77H197V79H195L194 81H196V83H197ZM206 80H207V79H206ZM219 80H220V79H219ZM137 81H138V80H137ZM137 81H136V86H137V84L143 85V86H145V88H146V90H147L148 87H146V81H144L145 83H144V82H141L142 84L140 83V81H139V83H137ZM151 81H152V80H151ZM203 81H205V80H203ZM147 82H148V81H147ZM149 82H150V81H149ZM152 82H153V81H152ZM186 82H187V81H185V83L182 84L183 86H181V88L184 87V85H186ZM189 82H187V84H188L187 86H188V88L192 89L191 87H189V86H190V85H189ZM210 82H211V81H210ZM154 83H155V81H154ZM154 83H153V84H154ZM196 83H194V84H196ZM213 83H214V82H213ZM216 83H217V82H216ZM144 84H145V85H144ZM157 84H158V83H156V85H157ZM161 84H163V83L158 84V86L161 85ZM197 84H199V82H198ZM214 84H215V83H214ZM140 85H138V87H139ZM209 85H210V84H209ZM136 86H135V87H136ZM143 86H142V88H143ZM147 86H148V84H147ZM150 86H151V85H150ZM164 86H165V85H164ZM169 86H170V85H169ZM194 86H196V85H193L192 87L194 88ZM198 86H199V85H198ZM213 86H214V85H212V87H213ZM138 87H137V88H138ZM156 87H157V86H156ZM199 87H200V86H199ZM249 87H250V86H249ZM137 88H135V91H136ZM142 88L140 87L139 89H142ZM145 88H143V89L141 90V92H143ZM149 88H150V87H149ZM153 88H154V87H153ZM153 88H152V89H153ZM159 88H160V86H159ZM159 88H156V90H158ZM169 88H170V87H169ZM184 88H185V87H184ZM139 89H137V90H139ZM160 89H161V91L163 90V88H160ZM179 89H180V88H179ZM182 89H183V88H182ZM247 89H248V88H247ZM154 90H155V89H154ZM156 90H155V91H156ZM176 90H177V89H176ZM192 90H193V89H192ZM248 90H249V89H248ZM139 91H140V90H139ZM139 91H137V92H139ZM151 91H152V90H151ZM161 91H160V92H161ZM179 91H180V90H179ZM186 91H188V90H186ZM141 92H140V95L142 94ZM153 92H154V91H153ZM188 92H189V91H188ZM188 92H187V94H188ZM195 92H196V90H195ZM148 93H149V92H148ZM185 93H186V92H185ZM146 94H147V92H146ZM189 94L191 95V96L189 97V99H190L192 96L195 95L194 93H190V92H189ZM193 94H194V95H193ZM135 95H136V94H135ZM154 95H155V94H154ZM164 95H165V94H164ZM169 95H170V94H169ZM182 95H185V94L183 93ZM138 96H139V93H138ZM162 96H163V95H162ZM162 96H161V99H163ZM185 96L187 97V95H185ZM140 97H141V96H140ZM154 97H156V96H153V98H154ZM134 98H137V97L134 96ZM166 98H168V97H166ZM178 98H179V97H178ZM187 98H188V97H187ZM161 99H159V100L161 101ZM171 99H173V98H171ZM192 99H194V98H192ZM133 100H134V99H133ZM135 100H136V99H135ZM135 100H134V101H135ZM154 100H155V99H154ZM169 100H170V99H169ZM181 100H182V99H181ZM181 100H180L181 103L179 102V103L176 105V103L174 104L173 101H168V100L166 101L165 98H164V101H163V102L161 101V105L159 104V107L157 106V108H156V109H157V112H155L156 110H155L154 112H155V113H158L159 115H161V117H162V115H163L164 113H167L168 116L170 115V113H172L171 116H172V118H174V119H177L178 116H180L181 118H184V117L181 116V114H183V112H185V111L183 110V107H184V106H182L183 104H182V101H181ZM190 100H191V99H190ZM146 102H147V100H146ZM152 102H153V101H152ZM155 102H158L157 98H156V101H155ZM260 103H261V102H260ZM150 104H152V103H150ZM154 104H155V103H154ZM186 104H187V103H186ZM192 104H193V102H192ZM248 104H251V103H248ZM255 104H256V103H255ZM257 104H259V103L257 102ZM91 105H92V104H91ZM91 105H90V106L87 105V107H86V108L88 109L89 112H91ZM175 105H176V106H179V107H176ZM246 105H247V104H246ZM261 105H264V103L261 104ZM191 106H192V105H190L189 107H191ZM88 107H89V108H88ZM150 107H151V106H150ZM153 107L155 108V106H153ZM186 107L188 108V106H186ZM186 107H185V108H186ZM196 107H197V106H196ZM196 107L194 106V109H197V108H198V107H197V108H196ZM261 107H262V106H261ZM137 108H139V107H137ZM140 108H141V107H140ZM140 108H139V110L141 111ZM177 108H179V109H177ZM180 108H181V110H180ZM185 108H184V109H185ZM135 109H136V108H135ZM149 109H150V108H149ZM149 109L147 108V111H148ZM152 109H153V108H152ZM200 109H201V106H200ZM202 109H203V108H202ZM145 110H146V109H145ZM153 110H154V109H153ZM198 110H199V109H197V111H198ZM149 111H150V110H149ZM176 111H177L178 113H181V114H178ZM199 111H200V110H199ZM94 112L96 113V117H97V118H98V117L100 118V116H102V113L100 112V110H99L98 108H95V111H94ZM137 112H138V111H137ZM141 112H143V111H141ZM187 112H188V111H187ZM133 113H134V112H133ZM146 113H147V112H146ZM150 113H152V112L150 111ZM191 113H192V112H191ZM191 113L189 112V114H191ZM135 114H136V113H135ZM139 114H140V113H139ZM158 114H154V115H157V117H158ZM167 114H165V115H166V118L168 119ZM186 114H187V113H186ZM186 114H183V116L186 115ZM140 115H141V114H140ZM140 115H139V116H140ZM134 116H135V115H134ZM137 116H138V115H137ZM148 116H149V115H148ZM150 116H151V115H150ZM171 116H169V117L171 118ZM145 117H147V116H145ZM152 117H153V116L150 117V120H151V121H152V119H151ZM99 118H98V119H99ZM136 118H137V117H136ZM138 118H139V117H138ZM163 118H164V116H163ZM166 118H165V120H166ZM178 118H179V117H178ZM187 118H188V117H187ZM197 118H198V117H197ZM211 118H212V117H211ZM134 119H135V118H134ZM158 119L161 120V118H158ZM158 119H157V120H158ZM174 119H173V120H174ZM189 119H190V118H189ZM199 119H200V118H199ZM199 119H198V120H199ZM137 120H138V119H137ZM140 120L142 121L141 118H140ZM148 120H149V119H148ZM150 120H149V122H150ZM163 120H164V119H163ZM168 120H169V119H168ZM181 120H182V123H183V119H181ZM233 120H237V119L234 118ZM0 121H1V120H0ZM145 121H146V120H145ZM158 121H159V120H158ZM176 121H177V120H176ZM155 122H156V121H155ZM159 122H160V121H159ZM163 122H164V121H163ZM168 122H169V121H168ZM173 122H174V121H173ZM186 122H187V121H186ZM191 122H192V121H191ZM138 123L141 124V122H138ZM144 123L146 124V122H144ZM150 123H151V122H150ZM150 123H149V124H150ZM177 123H179V122H177ZM182 123H181V124H182ZM187 123L189 124V122H187ZM192 123H193V122H192ZM196 123H197V122H196ZM246 123H247V122H246ZM156 124H158V123H156ZM179 124H180V123H179ZM179 124H178V127H175V128H176L175 130H178V129H179ZM183 124H184V123H183ZM197 124H198V123H197ZM152 125H153V124H152ZM160 125H162V123H161ZM163 125H164V124H163ZM189 125L191 126V123H190ZM193 125H194V124H193ZM246 125H247V124H246ZM257 125H258V124H257ZM263 125H264V124H263ZM145 126H146V125H145ZM145 126H144V127H145ZM147 126H148V125H147ZM173 126H175V125H173ZM176 126H177V125H176ZM181 126H182V125H181ZM185 126L187 127V125H185ZM194 126H195V125H194ZM154 127H155L154 129H156V125H154ZM164 127H165V125L162 127V129H163ZM167 127H168V126H167ZM167 127H166V129H167ZM191 127L193 128V126H191ZM196 127H197V126H196ZM196 127H195V128H196ZM199 127H200V126H199ZM245 127H247V126H245ZM256 127H257V126H256ZM256 127H255V128H256ZM259 127H260V129H261V125L258 126V128H259ZM177 128H178V129H177ZM195 128H194V130H195ZM197 128H198V127H197ZM253 128H254V127H253ZM258 128H257V129H258ZM141 129H142V128H141ZM157 129H159V128H158V125H157ZM164 129H165V128H164ZM183 129L185 130L186 128H183ZM200 129H201V128H200ZM144 130H145L144 132H143V130H141V131L143 132V133L141 132L142 135L144 134L143 137H142V141H141L142 144H143V146H144V147L142 146V147H143V151H142L141 154L144 153V150H148V151H147L148 154H147V153H146L147 155L144 154V155L147 156V157H145L144 155L139 154V155H138L139 157H138V158L136 157V159H135V163L132 164V162H134V161L131 160L132 162L127 166L126 169L123 170V172H122L123 174H122V177H121L120 182H119V189H118V191H117V192H118V196H117V195L115 196V199H117L116 197H118V199H117L118 201L116 202V203H117V206H115V207L121 208L122 205H125V204H126L127 206H128V204H129V205H133V204H135V203H132V202H131V201H133V199H132L133 196H134V198H135V199H134L135 202H136V199H138V198H136V197H137V196H136V193H137V191L139 192V189H136L137 191H135V188H140V191H141V192L143 191L142 193L145 194V191H144V190H146V188H144V190H141L142 187H145V185L148 184V182L150 183L151 179H152V180L155 179V176L153 175V173L151 174V173H147V172H146V168H147V166H146V162H148L150 159L153 160V158H156L157 161H158V158H159L158 155H159V154H160V158H161V157H165V158L167 157V153H166V156H163V155L161 156V153H158V154L156 153V152H157V151H156V150H157L156 147L159 149V151H160L162 148H164L163 145H162V146H161V145L159 146L158 143L156 144V140H157V139H158L157 141H159V140H163V141H164V140H165V139H164L165 137H163V136L160 135L161 132L158 133L159 130H158L157 133L154 132V134L156 133V135H155V136H156V139H155V138L153 139V136H152V134H153L152 131H154L153 128L150 127V129H148V130H147V128H146V129L144 128ZM151 130H152V131H151ZM187 130H189V129H187ZM241 130H242V129H241ZM255 130H256V129H255ZM155 131H156V130H155ZM167 131H168V130H167ZM173 131H174V130H173ZM197 131H199V130L197 129ZM239 131H240V130H239ZM162 132L165 133L164 130H162ZM175 132H176V131H175ZM181 132H182V131H181ZM199 132H200V131H199ZM205 132H206V131H205ZM242 132L244 133V131H240L241 134H239V133L236 134V132H235L234 134H235L236 137H237L238 134H239V135H244V134L250 133L251 130H250L249 132H245L244 134H243ZM258 132H261V131H260V130H259V131H258V130L255 131V133L258 134V137H259L260 134H261V135L263 134L261 138L259 137L260 139L263 140V139H264V137H263V136H264V133H263L264 131L262 130V132H261L260 134H259ZM188 133H189V131H188ZM201 133H202V132H201ZM154 134H153V135H154ZM161 134H162V133H161ZM166 134H167V133H165V135H166ZM171 134H172V133H171ZM184 134H185V133H184ZM196 134H197V133H196ZM204 134H205V133H204ZM139 135H140V134H139ZM177 135H178V134H176V136H177ZM188 135H189V134H188ZM194 135H195V134H194ZM231 135H232V134H231ZM200 136H201V135H200ZM167 137H168V136H167ZM189 137H190V136H189ZM192 137H193V136H191L190 139H192ZM195 137H196V136H195ZM206 137H207V136H206ZM236 137H235V138H236ZM238 137L241 138V139L244 138V136H243V137L238 136ZM245 137H246V136H245ZM177 138H178V137H177ZM177 138H175V139H177ZM193 138H194V137H193ZM235 138H234V135H232L231 138H230V139H232V141H230V143L233 142V140H235ZM236 139L238 140V138H236ZM241 139H240V140H241ZM253 139H254V138H253ZM256 139H257V137H256ZM199 140H200V138H199ZM257 140H259V139H257ZM165 141H166V140H165ZM168 141H169V139H168ZM168 141H167V142H168ZM173 141H174V140H173ZM176 141H177V140H176ZM178 141H180V140H178ZM178 141H177V142H178ZM187 141H188V140H187ZM191 141H192V140H190V141H188V142L192 143ZM235 141H236V140H235ZM159 142H162V141H159ZM182 142H184L183 139H182ZM196 142H199V141H196ZM170 143H171V142H170ZM170 143L168 142V143H166V144L172 146ZM174 143H175V142H174ZM190 143H189V144H190ZM262 143L264 144V140H263ZM155 144H156V145H155ZM163 144H164V143H163ZM166 144H164V146H166ZM198 144L201 145L200 142H199ZM240 144H241V143H240ZM263 144L260 145L262 148H261V147H259V148L257 147V149H256V148H255L256 146H255L254 148H253V147H252V148H253V149H256V150H258V149L261 148V149L263 150V149H264V148H263V147H264ZM157 145H158L160 148H159ZM187 145H188V144H187ZM187 145H186V146H187ZM228 145H229V143H228ZM231 145H232V144H231ZM231 145H229V146H231ZM238 145H239V144H238ZM238 145H237V146H238ZM174 146H176V145H174ZM190 146H191V144H190ZM239 146H240V145H239ZM176 147H177V146H176ZM168 148L170 149V147L167 146V149H168ZM187 148H188V146H187ZM187 148H185V149H187ZM189 148H190V147H189ZM191 148H192V147H191ZM202 148H203V147H202ZM177 149H178V148H177ZM199 149H200V148H199ZM253 149H251V147H250V150L253 151ZM164 150H165V149H164ZM171 150H174V147H173ZM189 150H191V149H189ZM189 150H188V152L185 150V152H187L188 154H189L190 152L192 153V150H191L190 152H189ZM196 150H197V149H196ZM245 150H248V149H245ZM245 150H244V151H245ZM262 150H258V152L260 151L259 153H257V152L255 151L254 154H259V155H260L259 158H264V157H261V155H262V156L264 155V153L261 152ZM166 151H167V150H165V152H166ZM181 151H182V150H181ZM263 151H264V150H263ZM145 152H146V151H145ZM160 152H162V153L164 154L163 150L160 151ZM176 152H177V150H176ZM185 152H184V153H185ZM171 153H173V151H171ZM178 153H180V152L173 153V158H172V160H174V161H178V159H179L180 157L178 158V157L174 156V154L177 155ZM184 153H183V154H184ZM202 153H203V152H202ZM241 153H242V152H241ZM245 153H246V152H244V153H242V154H243V155H249V154H245ZM247 153L253 154V152H250V151H248ZM261 153H262V154H261ZM181 154H182V152H181ZM181 154H179V156H180ZM239 154H240V153H238V155H239ZM242 154L240 155L241 157H238V156H237L239 159H238V158L236 159V160H238V161L240 162V164H242V163L245 162V161L250 160V159H249L250 156H249V157L247 156L246 158H245V156H244L245 159L242 160V158H243V157H242ZM254 154L252 155V157H253V159H254V156H255L254 161L256 160L255 162H257V163H255L254 161H252V157H250V158H251L250 163H251V161H252L253 163H255V165H259V166L261 165V166H262V164H264V163L258 162V160H257V158H258L259 155H254ZM131 155H132V153H131ZM155 155H157V156H155ZM185 155H186V154L182 155L181 157H183V156H185ZM202 155H203V154H201L200 156L203 157ZM236 155H237V154H236ZM133 156H134V155H133ZM154 156H155V157H154ZM169 156L172 157V155H169ZM169 156H168V157H169ZM188 156H189V155H188ZM188 156H186V157L188 158ZM191 156H192V155H191ZM256 156H257V157H256ZM157 157H158V158H157ZM174 157H176V158H178V159L175 158V159H176V160H175ZM130 158H131V157H130ZM165 158H164V161H167V160H166L167 158H166V159H165ZM183 158H184V157H183ZM205 158H206V157H205ZM233 158H234V157H233ZM235 158H236V157H235ZM240 158H241V159H240ZM247 158H248V160H247ZM156 159H154V160H156ZM169 159H170V158H169ZM184 159H185V158H184ZM189 159H190V158H189ZM189 159H187L188 162H189ZM191 159H192V157H191ZM193 159H195V158H193ZM198 159H200V158H198ZM201 159H202V158H201ZM162 160H163V158H162ZM162 160H160L161 166H162V163L164 162V161L161 162ZM172 160H170V161H172ZM181 160L183 161V159H181ZM181 160H179L178 162L180 163ZM240 160H241V161H240ZM174 161H173V162H174ZM182 161H181V162H182ZM195 161H196V160H195ZM233 161H234V159H233ZM242 161H243V162H242ZM259 161H263V162H264V159H260ZM149 162H150V161H149ZM154 162H155V161H154ZM184 162H186V160H184ZM192 162H193V161H192ZM196 162H197V161H196ZM196 162H195V164H196ZM225 162H227V163H225ZM228 162H230V163H228ZM239 162H238V163L234 162L235 164H233V165H234L235 167L237 166V168H234L235 170H237L238 167L240 166V165H238ZM152 163H153V161H152ZM164 163H165V162H164ZM168 163H169V162H168ZM179 163H177V165H175V168L178 167ZM186 163H187V162H186ZM200 163H201V162H200ZM200 163H199V165H200ZM207 163H208V162H207ZM219 163H220V164H217V165L215 166L216 170H218V171H219V170H224L225 168H227L228 170H229L230 168H233V165H232V163H231V160H230V161H224V162H222V164H221V161H219ZM247 163H248V162H247ZM253 163H251V164H253ZM260 163H261V164H260ZM172 164H173V163L170 164V168H171V165H172ZM188 164H189V163H188ZM243 164H244V163H243ZM243 164H242L241 166L244 167ZM155 165H157V164H155ZM165 165H166V164H165ZM167 165H168V164H167ZM185 165H186L185 163L181 164V166H183V167H182V170H183V168H185ZM210 165H211V164H210ZM212 165H213V164H212ZM245 165H246V164H245ZM158 166H159V165H158ZM163 166H164V165H163ZM173 166H174V164H173ZM176 166H177V167H176ZM197 166H198V165H197ZM148 167H149V169L151 168V166L149 165V163H148ZM156 167H157V166H156ZM194 167H195V166H194ZM163 168H164V167H163ZM163 168H162V169H163ZM170 168H168V169H170ZM190 168H191V167H190ZM240 168H242V167H239V169H240ZM147 169H148V168H147ZM156 169H157V168H156ZM158 169H159V168H158ZM158 169H157V170H158ZM165 169H167V168H165ZM179 169H181V168H179ZM197 169H200V168H197ZM173 170H174V169H171V170H170L171 173H172V175H173V173H175V170H176V169L174 170V172H173ZM182 170H181V172H182ZM184 170H185V169H184ZM184 170H183V171H184ZM186 170H187V169H186ZM190 170H191V169H190ZM235 170H234V171H235ZM151 171H152V170H151ZM177 171H178V170H176V173H177V174H175V175H178V174H179ZM197 171H198V170H197ZM199 171H200V174H201V169H200ZM199 171H198V172H199ZM240 171H241V170H240ZM240 171H239V172H240ZM154 172H155V171H154ZM158 172H160V170H159ZM164 172H166V171L163 170V173H164ZM185 172H186V171H185ZM185 172H184V173H185ZM155 173H156V172H155ZM155 173H154V174H155ZM166 173H168V172H166ZM171 173H170V174H171ZM256 173H257V172H256ZM164 174H165V173H164ZM164 174H163L164 177L162 176V178L167 177V174H165V175H164ZM168 174H169V173H168ZM180 174H181V173H180ZM188 174H189V173H187V175H188ZM206 174H207V173H206ZM151 175H153V176H151ZM157 175H158V173L156 174V176H157ZM159 175H160V174H159ZM159 175H158V176H159ZM175 175H173V176L176 177ZM196 175H197V174H196ZM256 175H257V174H256ZM263 175H264V174H263ZM182 176H184V175H182ZM191 176H192V175H191ZM191 176H190V180H189V178H188V179L186 178L187 181L189 180V182H188L189 184L193 182V180L191 179V178H192ZM198 176H199V175H198ZM198 176H197V177H198ZM200 176H201V175H200ZM253 176H254V174H253ZM151 177H152V178H151ZM153 177H154V179H153ZM168 177H169V175H168ZM168 177H167V178H168ZM177 177H179V176H177ZM187 177H188V176H187ZM162 178H161V180H162ZM167 178H165V179H163V180L165 181ZM172 178H173L172 176L169 178V180L171 181V183H172V184L175 183V184L177 185V184L179 183V180H180V179L175 178V180H174V178H173V180H171ZM179 178H180V177H179ZM181 178H182V177H181ZM255 178H256V177H255ZM177 179H178V182H177V183L174 182V181H177ZM186 179H184V180L186 181ZM194 179H196V176H195ZM251 179H252V178H251ZM157 180H158V179H157ZM181 180H182V179H181ZM248 180H249V179H248ZM263 180H264V179H263ZM164 181H163V182H164ZM170 181H169V182L166 181V182H167L168 184H170ZM185 181H183L182 183L180 182L181 185H179L180 183L178 184L180 189H181V187H182V184H185V183H184ZM191 181H192V182H191ZM233 181H234V180H233ZM254 181L256 182V180H254ZM153 182H155V181H153ZM156 182H157V181H156ZM159 182H160V181H159ZM188 183H187V184H188ZM194 183H195V181L193 182V185H196V184H194ZM201 183H202V182H201ZM234 183H235V182H234ZM253 183H254V182H253ZM253 183H252V184H253ZM152 184H153V183H150L151 186H152ZM159 184L161 185V182H160ZM175 184H174V187H173V188H175V186H176ZM189 184H188V185H189ZM155 185L158 186V184H155ZM160 185H159V186H160ZM162 185H165V182L162 183ZM193 185H192V184L190 185V191H189L188 194H190V192H191V186H192V188H195V186L193 187ZM197 185H198V184H197ZM197 185H196V187H197ZM201 185H202V184H201ZM221 185H222V184H221ZM233 185H234V184H233ZM245 185H246V184H245ZM256 185H257V184H256ZM151 186H150V188H151ZM153 186H154V184H153ZM156 186H155V187H156ZM172 186H173V185H172ZM204 186H205V185H204ZM228 186H229V184H228ZM260 186H261V185H260ZM146 187H147V186H146ZM168 187L171 188L170 190L173 189V188L171 187V185L168 186ZM184 187H186V189L184 190V189L182 188V189L180 190V194L178 193L181 197H179V196H177V195H176V197H175V196L173 197V195H172V197H167V199H169V200L171 201L170 203H172V205H173V204L175 205V204L177 203L178 200H179V201H182V200L185 201L184 198H186V199L189 198V195L186 193V190H187V189L189 190V188H188V186H185V185H184ZM216 187H217V186H216ZM262 187H263V186H262ZM148 188H149V187H148ZM148 188H147V189H148ZM150 188H149V190H150ZM166 188H167V186H164V187L161 188V189H160V187H159V188H156V190H155V188H154V190H155L156 192H158V193H160V194H164V197H163V196L161 197L162 203H163V201L166 199V197H165ZM198 188H201V186L198 185ZM198 188H195V190H196V189L198 190ZM205 188H206V186H205ZM167 189H168V188H167ZM177 189H178V188L176 187V190H177ZM206 189H207V188H206ZM215 189H216V188H215ZM215 189H214V190H215ZM230 189H231V188H230ZM261 189H262V188H261ZM182 190H183V192H181ZM188 190H187V192H188ZM195 190H194V191H195ZM197 190H196V191H197ZM200 190H201V189H200ZM200 190H198V191H200ZM243 190H244V188H243ZM258 190H259V189H258ZM258 190H256V191H258ZM167 191H168V190H167ZM173 191H174V190H172V192H173ZM212 191H213V190H212ZM134 192H135V193H134ZM150 192H151V191H150ZM177 192H178V190H177ZM177 192H176V194H177ZM192 192H193V190H192ZM192 192H191V194H193ZM205 192H206V191H205ZM152 193H155V192H152ZM152 193L150 194L151 196H153ZM169 193H170V192H169ZM185 193H186V197H184L183 199H180V198H182V197L185 195ZM198 193H199V192H198ZM219 193H220V192H219ZM223 193H224V192H223ZM139 194H140V192H139L137 195H139ZM146 194H147V193H146ZM155 194H156V193H155ZM166 194H167V193H166ZM173 194H174V192H173ZM191 194H190V195H191ZM199 194H200V193H199ZM212 194H213V193H212ZM220 194H221V193H220ZM256 194H258V193H256ZM263 194H264V193H263ZM142 195H143V194H142ZM142 195H141V196H142ZM195 195H197V194H195ZM201 195H203V194H201ZM204 195H205V194H204ZM204 195H203V197H205ZM258 195H260V193H259ZM147 196H149V195L147 194ZM151 196H150V197H151ZM156 196L158 197V195H156ZM166 196H169V194H167ZM187 196H188V197H187ZM191 196H193V195H191ZM199 196H200V195H199ZM242 196H243V195H242ZM245 196H246V195H244L243 198H246V197H247V196H246V197H245ZM261 196H263V195H261ZM131 197H132V198H131ZM138 197H139V196H138ZM153 197H154V196H153ZM153 197H151V198H153ZM178 197H179V199H178ZM214 197H215V196H214ZM216 197H217V194H216ZM216 197H215V198H211L210 200H212V202L216 201V202L219 203L222 199L219 198V200L221 199V200L219 201V200H216V199H217ZM143 198H146V197H143ZM159 198H160V197H158V199H159ZM196 198H197V197H196ZM206 198H207V197H206ZM224 198H225V197H224ZM238 198H239V197H236L235 199H238ZM243 198H240V200L243 199ZM247 198H248V197H247ZM252 198H254V197H251V199H252ZM259 198L262 199V197H259ZM115 199H114V201H115ZM129 199H130V201H129ZM131 199H132V200H131ZM167 199H166V200H167ZM226 199H227V198H225L224 200H226ZM255 199H257V198H255ZM255 199L253 200V201H254V203H253L254 205H255ZM148 200H149V198H148ZM153 200L155 201L154 198H153ZM247 200H248V199H247ZM257 200H258V199H257ZM257 200H256V201H257ZM141 201H142V203H143V199H142ZM144 201H145V200H144ZM151 201H152V200H151ZM158 201H159V200H158ZM179 201H178V202H179ZM196 201H198V200H196ZM226 201H227V200H226ZM242 201H244V200H242ZM208 202H209V201H208ZM239 202H240V201H239ZM262 202H263V201H262ZM262 202H261V203H262ZM113 203H114V202H113ZM116 203H114V205H115ZM130 203H131V204H130ZM152 203H153V202H152ZM156 203H157V202H156ZM162 203H161V204H162ZM170 203H169V204H170ZM179 203H180V202H179ZM193 203H194V202H193ZM193 203H192V204H193ZM218 203H217V204H218ZM257 203H258V201L256 202V204H257ZM138 204L140 205L141 203H140V201L137 200L136 206H137ZM147 204H148V203H147ZM164 204H166V206H167V203H166V202H165ZM190 204H191V203H190ZM211 204H212V203H211ZM139 205H138V207H141V206H139ZM144 205H145V204H144ZM150 205H151V204H150ZM154 205H155V204H154ZM183 205L186 206V207L188 208L187 205H185V204H183ZM206 205H207V204H206ZM244 205H245V204H244ZM244 205H243V206H244ZM246 205H247V204H246ZM248 205H249V204H248ZM258 205H259V204H258ZM148 206H149V204H148ZM158 206H159V205H158ZM158 206H155V208H157ZM168 206H169V205H168ZM168 206H167V207H168ZM170 206H171V205H170ZM209 206H210V204L208 205V207H209ZM211 206H212V205H211ZM220 206H221V205H220ZM231 206H232V205H230V207H231ZM3 207H4V206H3ZM138 207H137V209H138ZM164 207H165V206H164ZM167 207H166V212H168V211H167ZM172 207H173V206H172ZM172 207H171V208H172ZM186 207H181V208H179V210H178V215H179V214H184V213L186 214V213L189 211V208H188V210H187ZM208 207H207V208H208ZM228 207H229V206H228ZM248 207H249V206H248ZM254 207L257 208L258 206H254ZM254 207H253V208H254ZM122 208H124V209L126 210V206H124V207H122ZM133 208H134V209H132V210H131V209H130V210L127 209V211L129 210L128 212L133 213V212H134L133 210H135V207H133ZM153 208H154V207H153ZM212 208H214V207H212ZM212 208H211V209H212ZM216 208H217V206H216ZM237 208H238V207H237ZM237 208H236V209H237ZM246 208H247V207H246ZM137 209H136V210H137ZM143 209H144V208H143ZM169 209H170V208H169ZM224 209H226V208H224ZM258 209H259V207H258ZM138 210H140V209H138ZM138 210H137V211H138ZM141 210H142V209H141ZM141 210H140V211H141ZM149 210H150V209H148V212H149ZM153 210L155 211V209H153ZM194 210H195V209H194ZM209 210H210V209H209ZM226 210H227V209H226ZM237 210H238V209H237ZM240 210H241V209H240ZM240 210H239V213H240ZM146 211H147V207H146ZM158 211H159V210H158ZM158 211H157V212H158ZM160 211H161V210H160ZM211 211H212V210H211ZM249 211H252V209L249 210ZM125 212H126V211H125ZM151 212H152V211H151ZM155 212H156V211H155ZM169 212H170V211H169ZM213 212H214V211H212V213H213ZM222 212H223V211H222ZM259 212H260V211H259ZM131 213H129V214H131ZM139 213H140V215H141V212H139ZM145 213H146V212H145ZM158 213H159V212H158ZM158 213H156L157 219L161 221L160 217L158 218V215H157ZM160 213H161V212H160ZM196 213H197V212H196ZM198 213H199V212H198ZM198 213H197V214H198ZM234 213L236 214V212H234ZM239 213H238V214H239ZM241 213H242V210H241ZM241 213H240V214H241ZM262 213H263V212H261L260 215H262ZM148 214H149V213H148ZM161 214H162V213H161ZM163 214H164V213H163ZM199 214H200V213H199ZM214 214H215V212L213 213V215H214ZM216 214H217V212H216ZM249 214H250V213H249ZM251 214H252V213H251ZM253 214H254V213H253ZM263 214H264V213H263ZM133 215H134V216L136 215V211H135V213H134ZM133 215H130V216L128 215V216H129V217L132 216L133 220H135L134 218H136V217H138V216H135V217H134ZM138 215H139V214H138ZM143 215H144V213H143ZM152 215H153V213H152ZM213 215H212V216H213ZM220 215H221V214H220ZM227 215H228V214H227ZM241 215L243 216V214H241ZM260 215H259V216H260ZM128 216H127V217H128ZM146 216H147V214H146ZM149 216H150V215H149ZM165 216H166V215H165ZM199 216H200V215H199ZM216 216H217V215H216ZM230 216L232 217V215H230ZM233 216H235V215H233ZM237 216H238V215H237ZM242 216H241V217H242ZM139 217H140V216H139ZM143 217H144V216H143ZM150 217H152V216H150ZM196 217H197V216H196ZM213 217H214V216H213ZM238 217H239V216H238ZM241 217H240V220H241ZM141 218H142V217H141ZM144 218H145V217H144ZM147 218H148V217H147ZM153 218H155V217H153ZM153 218H152V219H153ZM164 218H165V217H164ZM197 218H199V217H197ZM200 218H202V220L205 219V218H203V217H200ZM200 218H199V219H200ZM214 218H215V217H214ZM233 218H234V217H233ZM252 218H253V216H252ZM252 218H251V219H252ZM261 218H262V216H261ZM138 219H139V218H138ZM207 219H208V218H207ZM249 219H250V218H249ZM140 220H141V219H140ZM149 220H150V219H148V222H149ZM153 220H154V219H153ZM162 220H163V218H162ZM195 220H196V219H195ZM202 220L200 219L199 221H202ZM236 220H237V219H236ZM263 220H264V219H263ZM135 221H137V223L139 222L138 220H135ZM163 221H164V220H163ZM204 221H205V220H204ZM208 221H209V220H208ZM257 221H258V220H257ZM260 221H261V220H260ZM126 222H127V221H126ZM156 222H157V221H156ZM156 222H155V223H156ZM197 222H198V221H197ZM232 222H233V219H232ZM254 222H255V221H254ZM133 223H134V222H133ZM133 223H131L132 226H133ZM141 223H143V222H141ZM144 223L146 224V222H144ZM159 223H160V222H159ZM159 223H158V224H159ZM204 223H205V222H204ZM216 223H217V222H216ZM229 223H230V222H229ZM135 224H136V223H135ZM152 224H154V223H152ZM202 224H203V223H200V224L198 223V227H197V229L195 230L196 233H197L198 231H202V230H203V228H204L203 226H204V225H202ZM230 224H231V223H230ZM137 225H138V224H136V226H137ZM162 225H163V224H162ZM162 225H161V226H162ZM231 225H232V224H231ZM250 225H251V224H250ZM253 225H254V224H253ZM141 226H142V225H141ZM158 226H159V225H157V227H158ZM161 226H160V227H161ZM163 226H164V225H163ZM166 226H167V228H168V225H167V224H166L164 227H166ZM210 226H211V224H210ZM221 226H222V225H221ZM221 226H220V227H221ZM240 226H241V225H240ZM248 226H249V225H248ZM147 227H148V225H147ZM147 227H146V228H147ZM202 227H203V228H202ZM246 227H247V226H246ZM252 227H253V226H252ZM254 227H255V228L257 227V229H258V226H254ZM130 228H131V227H130ZM134 228H136V227L133 226V229H134ZM144 228H145V227H144ZM146 228H145V229H146ZM150 228H151V227H150ZM201 228H202V229H201ZM218 228H219V227H218ZM224 228H225V227H224ZM231 228H232V226H231ZM237 228H238V227H237ZM248 228H249V227H248ZM250 228H251V227H250ZM137 229H138V228H137ZM145 229H143V230H145ZM152 229H153V228H152ZM156 229H158V228H156ZM163 229H164V228H163ZM165 229H166V228H165ZM200 229H201V230H200ZM210 229H211V228H210ZM212 229H213V228H212ZM212 229H211V230H212ZM232 229H233V228H232ZM252 229H253V228H252ZM127 230L129 231L128 228H127ZM131 230H132V229H131ZM131 230H130V231H131ZM211 230H210V231H211ZM233 230H234V229H233ZM236 230H237V229H236ZM236 230H235V231H236ZM149 231H150V230H149ZM205 231H206V230H205ZM242 231H243V229H242ZM157 232H158V230H157ZM203 232H204V231H203ZM206 232H207V231H206ZM224 232H225V231H224ZM233 232H234V231H233ZM233 232H232V233H233ZM243 232H247L246 229H245V231H243ZM248 232H249V230H248ZM248 232H247V233H248ZM254 232H255V231H254ZM131 233H133V232H131ZM142 233H143V232H142ZM152 233H153V232H152ZM158 233H160V229H159V232H158ZM196 233H195V234H196ZM201 233H202V232H201ZM212 233H213V232H212ZM247 233H246V234H247ZM147 234H148V233H147ZM199 234H200V232H199ZM214 234H215V233H214ZM216 234H217V232H216ZM234 234H235V233H234ZM239 234H240V233H239ZM260 234H262V233H260ZM136 235H137V234H136ZM139 235H142V234L139 233ZM196 235H197V234H196ZM196 235H195V236H196ZM203 235H204V234H203ZM217 235H218V234H217ZM152 236H153V235H152ZM195 236H194V237H195ZM198 236H199V235H198ZM201 236H202V234H201ZM218 236H220V235H218ZM249 236H250V235H249ZM132 237H133V236H132ZM136 237H138V236H136ZM136 237L134 236V238H136ZM139 238H140V237H139ZM199 238H200V237H199ZM143 239H144V238H143ZM143 239H142V240H143ZM137 240H138V238H137ZM226 240H227V239H226ZM254 240H255V239H254ZM262 240H263V239H262ZM138 241H139V240H138ZM191 241H192V240H191ZM220 241H221V240H220ZM259 241H260V239H259ZM152 242H153V241H152ZM186 242H187V241H186ZM192 242H193V241H192ZM252 242H253V241H252ZM140 243H141V241H140ZM188 243H190V242H188ZM194 243H195V242H194ZM260 243H261V242H260ZM195 244H196V243H195ZM223 244H225V243H223ZM227 244H228V243H227ZM235 244H236V243H235ZM252 244H253V243H252ZM135 245H137V244H135ZM138 245H139V244H138ZM138 245H137V246H138ZM185 245H186V244H185ZM192 245H193V244H192ZM196 245H197V244H196ZM257 245H258V244H257ZM133 246H134V245H133ZM182 246H183V245H182ZM194 246H195V245H193V247H194ZM198 246H199V245H198ZM195 247H196V246H195ZM201 248H202V247H201ZM232 248H233V247H232ZM232 248H231V249H232ZM242 248H243V247H242ZM252 248H253V246H252ZM178 249H179V248H178ZM178 249H177V250L175 249V251H178ZM180 249H181V247H180ZM187 249H188V248H187ZM190 249H191V251H192V246H191ZM190 249H189V250H190ZM259 249H260V248H259ZM133 250H134V249H133ZM170 250H171V249H170ZM170 250L167 251V253H168V252L170 253ZM189 250H187V251H189ZM200 250L202 251V249H200ZM200 250H199V251H200ZM203 250H204V249H203ZM227 250H228V249H227ZM173 251H174V249L171 251L172 253H170L172 256H173L174 253H176V252H173ZM187 251H186V252H187ZM194 251H195V250H194ZM208 251H209V250H208ZM179 252H180V251H179ZM179 252H177V256H181V255H178V254H180ZM183 252H184V250H183ZM183 252H182V255L185 254V252H184V253H183ZM167 253H166V254H167ZM192 253H194V252H192ZM192 253L188 252V258H189V257H192V256H189V255H191ZM199 253H200V252H199ZM203 253H204V252H203ZM209 253H210V252H209ZM157 254H158V253H157ZM161 254H162V253H161ZM161 254H158V258L155 257V256H154V258L162 259V258L159 257V256H162ZM166 254H163V257H165ZM170 254L167 255V256H168L167 258H169V259H170V257H169ZM186 254H187V253H186ZM200 254H201V253H200ZM200 254H199V255H200ZM251 254H252V253H251ZM174 255H176V254H174ZM203 255H204V254H203ZM203 255H202V256H203ZM221 255H222V254H220V257H221ZM172 256H171V257H172ZM183 256H184V255H183ZM258 256H259V255H258ZM173 257H175V256H173ZM185 257H186V255H185L183 258H185ZM196 257H197V256H196ZM200 257H201V255H200ZM210 257H211V256H210ZM234 257H235V256H234ZM243 257H244V256H243ZM247 257H248V256H247ZM260 257H261V256H260ZM176 258H177V257H176ZM204 258H206V257H204ZM250 258H251V257H250ZM148 259H149V258H148ZM165 259H166V258H165ZM172 259H173V258H172ZM172 259H171V260H172ZM174 259H175V258H174ZM193 259H195V257H194ZM233 259H234V258H233ZM244 259H246V258H244ZM247 259H248V258H247ZM144 260H145V258H144ZM150 260H153V261H154V259H152V256H150ZM162 260H163V259H162ZM180 260H182V259L180 258ZM206 260H207V258H206ZM206 260H205V261H206ZM177 261H178V260H177ZM190 261H191V260H190ZM201 261H202V260H201ZM144 262H147V261H144ZM148 262H149V261H148ZM150 262H151V261H150ZM158 262H161V261L159 260ZM174 262H175V261H174ZM184 262H185V261H184ZM184 262H183V263H184ZM233 262H234V261H233ZM244 262H245V261H244ZM248 262H249V261H248ZM260 262H261V261H260ZM176 263H177V262H176ZM180 263H182V261H181ZM180 263H179V264H180ZM186 263H187V261H186ZM188 263H190V262H188ZM192 263H193V262H192ZM192 263H191V264H192ZM194 263H195V262H194ZM194 263H193V264H194ZM201 263H202V262H201ZM230 263H231V262H230ZM150 264H152V263H150ZM165 264H166V263H165ZM168 264H169V263H168Z\"/></svg>", "mask_w": 264, "mask_h": 264}, {"label": "water", "instance_id": "water-1", "mask_svg": "<svg viewBox=\"0 0 264 264\" xmlns=\"http://www.w3.org/2000/svg\"><path fill=\"white\" fill-rule=\"evenodd\" d=\"M55 19H57V20H71V21H85V22H90L89 20H81V19H68V18H55Z\"/></svg>", "mask_w": 264, "mask_h": 264}]
</instances>
